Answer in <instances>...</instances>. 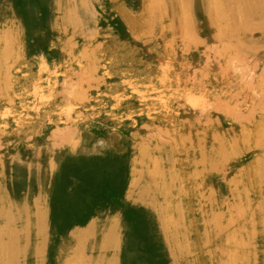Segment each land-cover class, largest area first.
Segmentation results:
<instances>
[{
	"label": "bare ground",
	"instance_id": "bare-ground-1",
	"mask_svg": "<svg viewBox=\"0 0 264 264\" xmlns=\"http://www.w3.org/2000/svg\"><path fill=\"white\" fill-rule=\"evenodd\" d=\"M0 264H264V0H0Z\"/></svg>",
	"mask_w": 264,
	"mask_h": 264
},
{
	"label": "rangeland",
	"instance_id": "rangeland-1",
	"mask_svg": "<svg viewBox=\"0 0 264 264\" xmlns=\"http://www.w3.org/2000/svg\"><path fill=\"white\" fill-rule=\"evenodd\" d=\"M235 64H236V63H235ZM250 64H251V63H249V65H250ZM233 65H234V64H233ZM233 65H232V67H233ZM235 66H237V65H234V67H235ZM230 69H231V67H230ZM230 69L227 70V73H228L229 76L227 75V73L225 74V75H226V78H227V76L229 77V78H227L228 85H229L228 88L230 89V91H232L233 93L237 94V95H236V99H237V101H240V100L242 101V102H240L239 105H240L241 107L244 105V106L242 107V109H245V107H246L248 104L246 103L247 101H244L243 99L245 98L244 95H247V94H246L245 92H243L244 95H242V93H241L240 80H238L237 73L235 74V71H236L237 67H235L234 73H233V69H234V68H232L231 70H230ZM229 71H231L234 75H230V72H229ZM236 72H237V71H236ZM230 76H231V80H228V79H230ZM234 76H236L237 78L234 77ZM232 77H233V78H232ZM248 79H249V78H248ZM232 80H233V81H232ZM234 80H235V81L237 80L238 83H237V82H234ZM248 81H249V80H248ZM251 81H252V80H251ZM229 82H230L231 84H230ZM251 83H253V82H251ZM236 84H238V85H236ZM249 84H250V82H249V83L246 82L247 87L249 86ZM205 85H206V84L202 85V89L199 88V89H201L199 93H200V95H201V93H202V96H203V95H206V94L208 93V89H207L208 86L206 85L207 88H205V87H206ZM250 85H251V84H250ZM252 86H253V84H252L251 86H249L248 89H249V91L251 90L250 93L254 94V93H253V90L250 89V87L252 88ZM230 87H231V88H230ZM235 87H236V88H235ZM234 88H235V89H234ZM199 89H198V91H199ZM204 89H205V90H204ZM206 89H207V91H206ZM236 91H238V92H236ZM204 92H206V94H204ZM239 92H240V93H239ZM238 93L241 94V95H239ZM240 96H241V97H240ZM237 97H239V98H237ZM246 99H247V97L245 98V100H246ZM237 103H238V102H237ZM207 105H209V103H207ZM107 132H109V131H107ZM32 133H33L34 136H35V135L37 136V128H34V130H33Z\"/></svg>",
	"mask_w": 264,
	"mask_h": 264
}]
</instances>
